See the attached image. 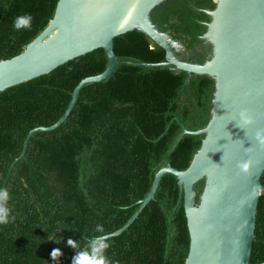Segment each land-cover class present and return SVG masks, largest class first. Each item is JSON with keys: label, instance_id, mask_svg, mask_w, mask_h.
Returning <instances> with one entry per match:
<instances>
[{"label": "trees", "instance_id": "trees-1", "mask_svg": "<svg viewBox=\"0 0 264 264\" xmlns=\"http://www.w3.org/2000/svg\"><path fill=\"white\" fill-rule=\"evenodd\" d=\"M57 1L0 0V59L20 53L47 26ZM214 7L213 0H168L152 19L182 42L188 60L203 63L197 47L210 21L205 10ZM25 13L31 27L14 29V18ZM112 44L117 65L110 76L84 84L54 129L26 140L30 130L59 120L79 81L105 69L103 48L0 91V188L8 190L16 216L0 225V264H72L89 239L126 223L165 161L183 170L200 148L204 134L180 135L207 124L214 80L194 73L186 80V71L156 65L165 50L139 30ZM203 188V178L194 183L196 202ZM179 194L176 176L164 174L154 199L121 233L106 237L107 257L118 264H184L189 232ZM69 238L80 247L69 246ZM56 248L62 255L53 260ZM248 264H264V194Z\"/></svg>", "mask_w": 264, "mask_h": 264}, {"label": "water", "instance_id": "water-1", "mask_svg": "<svg viewBox=\"0 0 264 264\" xmlns=\"http://www.w3.org/2000/svg\"><path fill=\"white\" fill-rule=\"evenodd\" d=\"M168 0H58L47 26L17 55L0 59V91L46 74L59 65L103 48L105 69L83 78L57 122L29 131L51 130L64 122L79 89L86 83L106 80L117 65L112 40L139 30L164 48L165 61L156 65L190 74H205L214 80L210 119L195 131L204 134L189 165L179 170L165 161L154 174L138 208L118 230L121 233L144 206L154 199L164 174L176 176L189 232L184 264H248L254 238L258 198L264 194L260 177L264 171V143L256 139L264 130V0H213L215 7L200 43L208 48L203 63L179 56L185 46L161 30L152 12ZM204 51H206L204 49ZM247 110L252 123L243 124L240 112ZM26 146L24 142L23 154ZM248 163L245 171L240 166ZM204 179L195 201L194 183Z\"/></svg>", "mask_w": 264, "mask_h": 264}, {"label": "clouds", "instance_id": "clouds-1", "mask_svg": "<svg viewBox=\"0 0 264 264\" xmlns=\"http://www.w3.org/2000/svg\"><path fill=\"white\" fill-rule=\"evenodd\" d=\"M31 22V14L25 13L14 18L13 28L16 30L30 28ZM240 120L245 125L252 123V117L247 113V110H242L240 112ZM256 139L264 143V130H257ZM240 166L246 171L249 165L248 163H243ZM9 198L8 190L6 188H0V225H7L14 222L16 219V216L12 214L8 206ZM96 230L103 233L101 225H97ZM56 242L60 243L59 240H56ZM67 244L74 249L80 247L78 241L72 238L67 240ZM108 247L109 244L105 235L93 236L76 252L72 258V264H118V262H114L107 257L106 249ZM50 255L53 260H56L62 255V252L59 248H56L51 251Z\"/></svg>", "mask_w": 264, "mask_h": 264}, {"label": "flooded vegetation", "instance_id": "flooded-vegetation-1", "mask_svg": "<svg viewBox=\"0 0 264 264\" xmlns=\"http://www.w3.org/2000/svg\"><path fill=\"white\" fill-rule=\"evenodd\" d=\"M206 47H207L206 45H204L203 43H200L199 42V46L197 47V50L199 51V50H204L205 49L206 51H204L205 52L204 54L206 56L207 55V52L209 51L208 48H206ZM178 54L183 59L188 60V58H189V54L186 53L185 51H179Z\"/></svg>", "mask_w": 264, "mask_h": 264}]
</instances>
